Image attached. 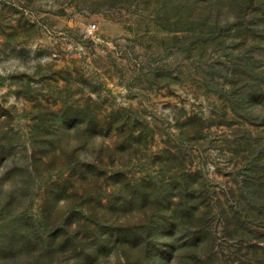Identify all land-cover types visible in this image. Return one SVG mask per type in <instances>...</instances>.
<instances>
[{
    "label": "rangeland",
    "instance_id": "374dc122",
    "mask_svg": "<svg viewBox=\"0 0 264 264\" xmlns=\"http://www.w3.org/2000/svg\"><path fill=\"white\" fill-rule=\"evenodd\" d=\"M0 264H264V0H0Z\"/></svg>",
    "mask_w": 264,
    "mask_h": 264
},
{
    "label": "trees",
    "instance_id": "16d2710c",
    "mask_svg": "<svg viewBox=\"0 0 264 264\" xmlns=\"http://www.w3.org/2000/svg\"><path fill=\"white\" fill-rule=\"evenodd\" d=\"M24 243H22L21 241L19 242V244H21L19 247H15L13 250L10 251V254H14L15 252L20 253V252H26V250H28V246H25V241L23 240V237L21 239ZM17 248V249H16ZM32 247H30L31 249Z\"/></svg>",
    "mask_w": 264,
    "mask_h": 264
},
{
    "label": "built area",
    "instance_id": "2783aa9c",
    "mask_svg": "<svg viewBox=\"0 0 264 264\" xmlns=\"http://www.w3.org/2000/svg\"><path fill=\"white\" fill-rule=\"evenodd\" d=\"M96 28H97V26L95 24L90 25L89 28H88V33L90 35H93L96 32Z\"/></svg>",
    "mask_w": 264,
    "mask_h": 264
}]
</instances>
